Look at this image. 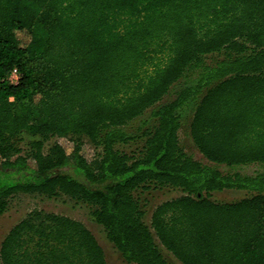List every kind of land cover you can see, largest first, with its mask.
Returning a JSON list of instances; mask_svg holds the SVG:
<instances>
[{"label": "trees", "instance_id": "trees-1", "mask_svg": "<svg viewBox=\"0 0 264 264\" xmlns=\"http://www.w3.org/2000/svg\"><path fill=\"white\" fill-rule=\"evenodd\" d=\"M196 102L190 136L214 166L181 146L179 111ZM149 110V128L125 131ZM24 134L38 137L26 151ZM256 163L264 0H0V218L20 195L64 197L89 208L127 264H170L160 246L181 264H264V174L218 169ZM166 188L183 196L146 224L141 196ZM231 190L247 196L210 199ZM0 261L108 264L84 224L38 209L8 232Z\"/></svg>", "mask_w": 264, "mask_h": 264}, {"label": "rangeland", "instance_id": "rangeland-1", "mask_svg": "<svg viewBox=\"0 0 264 264\" xmlns=\"http://www.w3.org/2000/svg\"><path fill=\"white\" fill-rule=\"evenodd\" d=\"M226 57L224 53L220 54H212L206 57L205 63L214 65V63L224 60ZM184 87V80H180L178 83L173 85L170 93L163 98L160 104H165L171 102L175 99L176 95L180 90ZM196 103L186 104L180 111L181 115V129L179 132V138L181 142V146L184 148L185 152L191 155L195 160L201 162L204 165L214 166L209 163L197 150L190 136V125L193 119L194 111L196 108ZM151 110L147 111L144 116L136 119L132 123H130L125 131L131 134H137L140 131L146 130L153 123L151 122L150 116ZM38 138V137H37ZM37 138H33L29 134H24L22 136L21 141H19L18 146L23 150H27L29 148V143L36 140ZM56 139H50L45 144V150H48L50 146L55 143ZM144 140L131 142L127 145L118 146L119 150L125 151L127 153H131L136 151L137 149L143 146ZM89 149H92L89 147ZM218 169L223 173H233L237 172L242 175L254 176L256 174H264V164H250L247 166H241L236 168H228L226 166H219ZM141 196V195H140ZM180 191L173 189H163V190H152L151 192L144 193L141 196V199L147 204L145 207V222L149 224L151 221V216L154 209L165 201H169L180 197ZM246 193L243 191H223V192H215L211 195V201L216 203H233L240 201L246 198ZM38 209L43 210L48 213H55L58 215L66 216L76 221L84 224L95 236L100 246L104 248L107 256L109 264H125V262L121 259L120 255L114 249V247L108 242L104 230L102 227L98 226L92 219L90 215V210L87 206L82 204H76L66 198H61L58 200H48L38 196H29V195H20L15 197L9 205V209L7 212L0 218V247L1 244L8 234V232L14 227L17 223H19L22 219H24L31 211ZM161 252L166 257V259L171 264H179L171 254H169L166 250H164L160 246ZM1 264V261H0Z\"/></svg>", "mask_w": 264, "mask_h": 264}, {"label": "built area", "instance_id": "built-area-1", "mask_svg": "<svg viewBox=\"0 0 264 264\" xmlns=\"http://www.w3.org/2000/svg\"><path fill=\"white\" fill-rule=\"evenodd\" d=\"M18 79H19V77H18V73H17V70H14L13 72H12V74L9 76V81L11 82V83H13V84H16L17 82H18ZM166 189H169V188H166ZM173 190H175V189H173ZM177 191H179V190H177ZM181 193V192H180ZM181 196H183V194L181 193ZM180 196V197H181ZM177 198H179V197H177ZM177 198H175V199H177ZM173 200V199H172ZM170 201V200H169ZM165 202H167V201H165ZM164 203V202H163ZM162 204V203H161ZM155 210V209H154ZM151 222V221H150ZM150 224V223H149Z\"/></svg>", "mask_w": 264, "mask_h": 264}, {"label": "crops", "instance_id": "crops-1", "mask_svg": "<svg viewBox=\"0 0 264 264\" xmlns=\"http://www.w3.org/2000/svg\"><path fill=\"white\" fill-rule=\"evenodd\" d=\"M112 245V244H111ZM113 246V245H112ZM103 249V251H104V253H105V257H106V261H107V263L109 264V261H108V256H107V254H106V252H105V250H104V248H102ZM115 249V248H114ZM116 250V249H115ZM118 253V252H117ZM119 254V253H118ZM120 255V254H119ZM164 256V255H163ZM120 257H121V255H120ZM173 257V256H172ZM164 258L166 259V257L164 256ZM174 258V257H173ZM121 259H122V257H121ZM175 259V258H174ZM123 260V259H122ZM176 260V259H175ZM166 261L168 262V263H170L167 259H166ZM177 261V260H176ZM178 262V261H177ZM179 264H181L180 262H178ZM125 264H127V263H125ZM171 264V263H170Z\"/></svg>", "mask_w": 264, "mask_h": 264}]
</instances>
